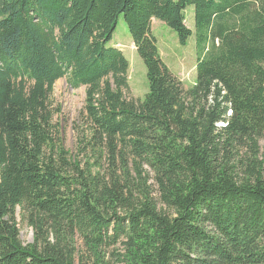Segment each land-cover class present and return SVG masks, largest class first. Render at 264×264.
Listing matches in <instances>:
<instances>
[{"label": "trees", "instance_id": "16d2710c", "mask_svg": "<svg viewBox=\"0 0 264 264\" xmlns=\"http://www.w3.org/2000/svg\"><path fill=\"white\" fill-rule=\"evenodd\" d=\"M122 17L147 68L143 101L109 46ZM153 21L183 46L196 37L192 89ZM63 79L86 88L76 155L54 122ZM261 138L264 0H0V264H264ZM243 146L252 156L236 162Z\"/></svg>", "mask_w": 264, "mask_h": 264}, {"label": "rangeland", "instance_id": "374dc122", "mask_svg": "<svg viewBox=\"0 0 264 264\" xmlns=\"http://www.w3.org/2000/svg\"><path fill=\"white\" fill-rule=\"evenodd\" d=\"M185 14L187 26L195 33V8L193 6L188 7ZM152 35L158 42L160 55L164 64L174 75L181 79L185 90L188 91L192 89L197 77L196 67L198 62V52L196 37H191L187 45L183 46L180 44L177 33L161 21H153ZM109 46H118L122 49L124 56L130 63V70L128 73L131 87L130 97L132 99H141L143 101L149 93L147 68L144 61L138 55L123 17L118 22L116 32ZM205 56L206 54H203V57ZM51 102L53 108H59L61 110V113H56L54 122L60 124L61 136L64 140L65 147L73 155H76L78 144L76 127L82 122V115L86 103V88L84 87L74 90L68 86L66 79L60 80L55 86L54 93L51 96ZM258 147L259 161L264 162V138L259 140ZM239 148L240 149L237 148L238 152H236V150L233 151L234 155L232 157L236 162L241 159L245 162L246 159L252 156L250 148H247L246 146ZM145 170L152 172L149 167H145ZM152 176L153 175L150 174L151 178L148 183L151 187V196L158 206L163 208L164 206L161 204L160 196L156 188L152 185ZM17 220L20 229L21 242L24 246L31 245L33 243V230L28 226L27 220L23 218L20 209L18 210ZM77 248L80 252H86L80 240L77 242ZM117 249L121 251L122 246H118Z\"/></svg>", "mask_w": 264, "mask_h": 264}, {"label": "crops", "instance_id": "0c3cea01", "mask_svg": "<svg viewBox=\"0 0 264 264\" xmlns=\"http://www.w3.org/2000/svg\"><path fill=\"white\" fill-rule=\"evenodd\" d=\"M155 22V21H154ZM115 48H119L118 46H115ZM121 51H122V49L121 48H119Z\"/></svg>", "mask_w": 264, "mask_h": 264}]
</instances>
